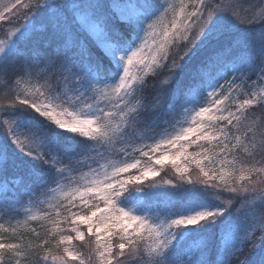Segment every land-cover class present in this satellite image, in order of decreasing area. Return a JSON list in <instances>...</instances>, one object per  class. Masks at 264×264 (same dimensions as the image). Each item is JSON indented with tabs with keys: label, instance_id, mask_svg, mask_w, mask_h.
<instances>
[{
	"label": "snow or ice",
	"instance_id": "obj_1",
	"mask_svg": "<svg viewBox=\"0 0 264 264\" xmlns=\"http://www.w3.org/2000/svg\"><path fill=\"white\" fill-rule=\"evenodd\" d=\"M259 6L0 0V264H264Z\"/></svg>",
	"mask_w": 264,
	"mask_h": 264
},
{
	"label": "trees",
	"instance_id": "obj_2",
	"mask_svg": "<svg viewBox=\"0 0 264 264\" xmlns=\"http://www.w3.org/2000/svg\"><path fill=\"white\" fill-rule=\"evenodd\" d=\"M157 2H159V0H157ZM241 4L242 7L246 10H250L251 6L254 4L256 6V10L260 9L259 6V0H241ZM166 73H161L160 76H158L156 79L157 80H162ZM163 175V173H162ZM15 177L10 174L7 177V180L10 182L11 180H13ZM167 179H175L174 174L169 171L168 175L165 177ZM0 183H3V181H0ZM24 190L23 187L20 188V191ZM10 195H12L10 193ZM143 196V193H133L132 198L130 200L129 204H132L136 201H139L140 198ZM142 205V203H141ZM143 206V205H142ZM0 225L3 226L2 229H0V234L5 235L8 239H10L12 242H27V241H34L35 237L31 235L30 230L31 229H36V231L41 233V236H44L45 233V228H42L39 222H30L29 224H25V225H21V224H14L11 225L10 223H8V218L4 221L0 222ZM4 229H7L8 231L5 232ZM12 229H15V233L12 232Z\"/></svg>",
	"mask_w": 264,
	"mask_h": 264
},
{
	"label": "rangeland",
	"instance_id": "obj_3",
	"mask_svg": "<svg viewBox=\"0 0 264 264\" xmlns=\"http://www.w3.org/2000/svg\"><path fill=\"white\" fill-rule=\"evenodd\" d=\"M157 3L159 5H164V6L171 4L178 9L179 4H180V0H159V2H157ZM256 11L260 12L261 8L259 10H256ZM166 19L170 20L171 15H169ZM0 38H2V35H0ZM141 38H143V34H141ZM140 42L141 41L138 40L137 45H139ZM165 76H166V74L163 77H165ZM29 86L31 87V85H29ZM169 131H172V130L170 129ZM102 163H103V161H102ZM23 191L24 190H22L21 192H23ZM40 199L42 200L43 197H40ZM15 200H18L19 203L14 202L12 206L16 209V211L18 212V215L15 216L14 218L10 217V216L9 217L0 216V222L6 220L8 218V223H10L13 226H14V224H21V225L29 224L30 222H33V221L28 219V213L26 211V208L31 207L33 213H42V211H44L47 208L46 204L45 205H40V204H36V203L29 204L27 195H25L23 198H21L19 195H16ZM128 207H136L138 209L139 207H142V205H141V203H138V201H136L132 204H128ZM44 225L47 228H51V224L47 221L44 222Z\"/></svg>",
	"mask_w": 264,
	"mask_h": 264
}]
</instances>
